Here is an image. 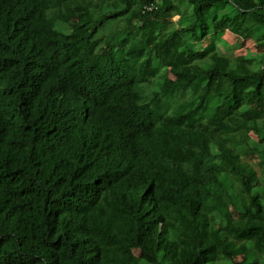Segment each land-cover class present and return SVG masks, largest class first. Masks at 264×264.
<instances>
[{"label": "trees", "instance_id": "1", "mask_svg": "<svg viewBox=\"0 0 264 264\" xmlns=\"http://www.w3.org/2000/svg\"><path fill=\"white\" fill-rule=\"evenodd\" d=\"M226 31L264 49V0H0V264H264V52Z\"/></svg>", "mask_w": 264, "mask_h": 264}, {"label": "rangeland", "instance_id": "2", "mask_svg": "<svg viewBox=\"0 0 264 264\" xmlns=\"http://www.w3.org/2000/svg\"><path fill=\"white\" fill-rule=\"evenodd\" d=\"M178 17L176 16L173 19H170L169 22L175 21L177 20ZM223 39H225L229 45L228 50H226L227 53L233 55V56H237V55H247L249 53H261L264 52L263 48H260L258 45H256V43L252 40H243L240 37L233 35L232 33H230L229 31H226L223 36ZM210 44V39H206L203 42V45H209ZM223 49V47H222ZM264 55V53L262 54ZM253 137H256L255 135L252 134ZM249 160V162L253 163L255 165V168L257 169L258 175L261 176L262 173V169L261 167L257 164L258 163V157L255 154H251L249 155V157L247 158ZM237 215V213H236ZM134 252L135 254L139 255L140 250L138 248H134ZM241 256H239L237 258V260H241Z\"/></svg>", "mask_w": 264, "mask_h": 264}]
</instances>
